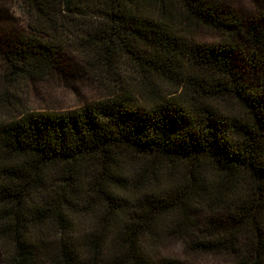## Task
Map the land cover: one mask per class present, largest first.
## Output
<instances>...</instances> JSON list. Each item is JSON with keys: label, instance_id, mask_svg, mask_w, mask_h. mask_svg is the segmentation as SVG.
<instances>
[{"label": "trees", "instance_id": "1", "mask_svg": "<svg viewBox=\"0 0 264 264\" xmlns=\"http://www.w3.org/2000/svg\"><path fill=\"white\" fill-rule=\"evenodd\" d=\"M254 1L244 13L233 0H22L25 30L0 37L7 76L51 70L61 37L84 28L105 61L124 50L156 81L68 111L0 104L5 264H187L151 249L165 234L225 264H264Z\"/></svg>", "mask_w": 264, "mask_h": 264}, {"label": "rangeland", "instance_id": "2", "mask_svg": "<svg viewBox=\"0 0 264 264\" xmlns=\"http://www.w3.org/2000/svg\"><path fill=\"white\" fill-rule=\"evenodd\" d=\"M254 5V0H233V6L244 13L253 11ZM25 21L22 0H0V37L13 29L25 30ZM86 35L80 28L61 37L55 67L41 74L7 76L0 54V104L5 103L7 113L68 111L114 93L134 91L147 78L156 81L124 50L105 61L101 52L85 43ZM202 38L207 40L209 35ZM151 249L187 264H225L223 258L189 250L186 241L175 234L161 236ZM0 264H5L1 252Z\"/></svg>", "mask_w": 264, "mask_h": 264}]
</instances>
